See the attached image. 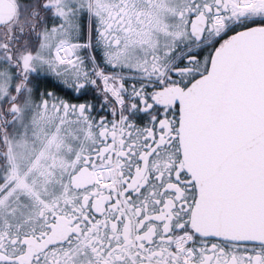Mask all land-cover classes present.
Listing matches in <instances>:
<instances>
[{
    "label": "snow or ice",
    "instance_id": "6c2138e0",
    "mask_svg": "<svg viewBox=\"0 0 264 264\" xmlns=\"http://www.w3.org/2000/svg\"><path fill=\"white\" fill-rule=\"evenodd\" d=\"M0 264H264V0H0Z\"/></svg>",
    "mask_w": 264,
    "mask_h": 264
}]
</instances>
